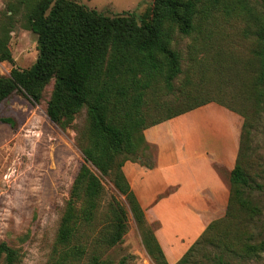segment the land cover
Wrapping results in <instances>:
<instances>
[{"label":"trees","instance_id":"trees-1","mask_svg":"<svg viewBox=\"0 0 264 264\" xmlns=\"http://www.w3.org/2000/svg\"><path fill=\"white\" fill-rule=\"evenodd\" d=\"M25 28L38 36V58L29 69L13 68L10 77L0 75V104L20 91L34 104H40L46 86L54 81L48 103L50 120L62 127L69 125L83 108H87V143L84 163L76 177L72 196L82 202L73 205L62 220L59 243L68 244L77 230L88 222L97 209L104 189L97 171L114 174L115 185L126 196L137 215L143 209L124 174L129 160L123 154H137L146 142L144 131L211 103L218 104L244 118L240 149L230 174V199L223 218L213 221L201 237L175 264H231L230 258L247 260L264 252V241L254 242L249 221L260 214L245 190L253 188L242 166L243 139L249 135L248 116L216 101L199 102L184 110L161 115L167 101H150L153 93L172 95L174 81L183 73L181 55L172 48L175 34L202 36L222 14L226 19L245 23L246 35L255 41L257 60L254 105L264 106V0H154L144 16L123 12L113 16L75 0H6L0 15V62L14 64L10 42L15 18L21 15ZM10 13V14H9ZM192 78L188 76L187 82ZM194 90H182L180 98L189 100ZM154 101V102H153ZM159 110V114L153 112ZM169 110V108H168ZM8 122L7 120H3ZM220 171L221 169L218 168ZM244 212L245 220L234 224L235 208ZM111 222L102 237L104 244L115 246L126 233L122 214L114 208ZM225 224L219 237L215 230ZM234 224L236 238L227 226ZM148 255L155 264H169L157 238L144 239ZM211 246L213 251H206ZM5 264H18L17 250L0 245ZM90 264H106L93 256ZM118 264H127L121 260Z\"/></svg>","mask_w":264,"mask_h":264},{"label":"rangeland","instance_id":"rangeland-1","mask_svg":"<svg viewBox=\"0 0 264 264\" xmlns=\"http://www.w3.org/2000/svg\"><path fill=\"white\" fill-rule=\"evenodd\" d=\"M75 1L109 16L123 12L144 16L154 3V0ZM5 10L6 0H0V15ZM23 14L15 18L11 32L9 46L15 62H0V75L5 77H10L13 68L29 69L38 58V36L25 28ZM245 28L242 20L218 14L214 27L202 36L176 33L172 48L181 55L183 73L174 81L172 95L160 91L153 93L150 101L168 102L169 107H164L161 115L199 102L216 101L248 116L249 135L245 134L243 139L241 163L253 185L245 190V197L260 211L249 221L248 228L254 234V242H261L264 241V106L258 110L254 105L258 63L253 54L254 37L247 36ZM188 76L191 83L187 82ZM53 88L54 81L46 86L40 104H34L20 91L0 104V245L5 243L17 250L18 264H90L93 256L106 264H118L123 259L127 264H155L144 239L156 237L159 224L144 210L137 215L131 210L126 196L115 185L113 173L103 175L97 171L104 192L94 215L68 244L59 243L61 223L69 208L73 205L76 210L82 206L72 196V190L84 163L89 123L86 107L66 127L53 123L47 113ZM184 89H193V98L177 100ZM150 106L159 114L153 103ZM240 117L243 125L244 118ZM227 124L221 114L207 119L200 112L177 120L173 128L176 135L177 128L180 130V138L191 131L196 148L211 153L219 150L229 137ZM202 134L208 139L202 138ZM155 156V148L142 144L137 154H123L119 161L126 158L127 162L151 166ZM219 172L224 175L222 170ZM114 208L124 218L126 233L121 242L109 246L102 237ZM245 215L236 207L234 224L240 225ZM234 224L227 226L233 239L237 231ZM225 228V224L219 226L214 236L219 237ZM206 251L213 248L207 246ZM230 261L264 264V252L255 258H230ZM0 264H5L1 253Z\"/></svg>","mask_w":264,"mask_h":264},{"label":"crops","instance_id":"crops-1","mask_svg":"<svg viewBox=\"0 0 264 264\" xmlns=\"http://www.w3.org/2000/svg\"><path fill=\"white\" fill-rule=\"evenodd\" d=\"M200 112L207 119L225 116L229 137L219 150H198L191 131L184 132V138L178 128V135L174 133L177 120ZM242 127L238 114L211 103L144 131L146 142L156 149L153 165L125 164L124 174L139 204L159 224L156 238L170 264L177 263L213 221L225 216ZM202 138L208 139L203 134Z\"/></svg>","mask_w":264,"mask_h":264}]
</instances>
